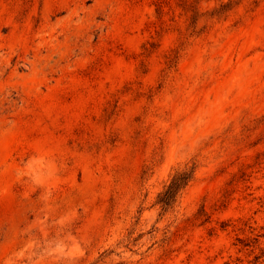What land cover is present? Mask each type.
Segmentation results:
<instances>
[{
  "label": "rangeland",
  "instance_id": "rangeland-1",
  "mask_svg": "<svg viewBox=\"0 0 264 264\" xmlns=\"http://www.w3.org/2000/svg\"><path fill=\"white\" fill-rule=\"evenodd\" d=\"M0 264H264V0H0Z\"/></svg>",
  "mask_w": 264,
  "mask_h": 264
},
{
  "label": "trees",
  "instance_id": "trees-1",
  "mask_svg": "<svg viewBox=\"0 0 264 264\" xmlns=\"http://www.w3.org/2000/svg\"><path fill=\"white\" fill-rule=\"evenodd\" d=\"M193 172L191 168H178L172 173L156 200L163 211L174 206L184 188L192 181Z\"/></svg>",
  "mask_w": 264,
  "mask_h": 264
}]
</instances>
